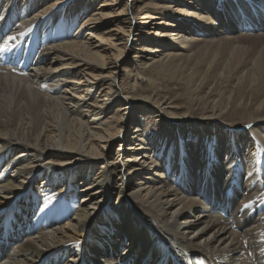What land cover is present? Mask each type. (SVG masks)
<instances>
[{"label":"bare ground","instance_id":"obj_1","mask_svg":"<svg viewBox=\"0 0 264 264\" xmlns=\"http://www.w3.org/2000/svg\"><path fill=\"white\" fill-rule=\"evenodd\" d=\"M71 1L0 0V54L36 58L27 74L0 68V232L29 233L5 264H264V78L226 70L248 52L234 43L264 35L211 36L242 0H220V19L213 0H79L59 15ZM181 64L184 113L122 83Z\"/></svg>","mask_w":264,"mask_h":264},{"label":"rangeland","instance_id":"obj_2","mask_svg":"<svg viewBox=\"0 0 264 264\" xmlns=\"http://www.w3.org/2000/svg\"><path fill=\"white\" fill-rule=\"evenodd\" d=\"M79 2V0H72L68 5H65L62 9H59V15H62L63 13H65L66 8L69 5H77ZM89 2L92 3V5H90V8L92 9L94 4H98V3H102L101 0H89ZM151 2H155V0H151ZM244 2H246V0H242L243 6H237L235 5V12L234 14L236 15V19L240 16L245 15L243 8L245 9L247 5L244 4ZM212 5L214 6V11H215V15L213 16L215 19H220V13L224 10L226 13L229 11V8H231L232 4H228L226 5L224 1H218L216 3V0L212 1ZM226 5V6H225ZM62 6V4H61ZM252 8L249 7V10H246L247 12L251 11ZM216 22V21H214ZM214 24V23H213ZM213 35V34H211ZM214 38L220 39L218 36H212ZM245 40H240L234 44H242L246 45L247 48V53L242 52V53H238L237 55H235L232 60H228L227 64H226V70L227 69H232V72L234 74H236L238 77H240V74H243L242 76V80H244L249 72L247 71V68H245L244 71H242L241 73H238L236 71V67L238 66H243L245 67L246 64L250 63V66H254L258 69L259 74L262 73V76L264 78V51H262V48L264 46V40L262 39H246ZM138 46V45H137ZM223 48V46L221 45L217 51H220ZM206 49L208 50L207 52L203 53L201 50H199L198 54H202L199 65L204 66L205 68H209V67H213L214 65L217 64V57L216 58H211V51L217 49L216 46H211V47H206ZM258 51V53L256 54V52L253 51ZM261 50V51H260ZM253 51V52H251ZM189 53L191 54V50H189ZM182 63V60H181ZM182 64L180 65V67L178 68V70H176L175 72L171 73L170 75H168L167 77H159L154 74L151 73L150 71H138L137 73L134 74L133 80L131 81L129 79V75L126 73L123 75L124 80H122L123 84H131V82H133L134 84L139 85V88L141 89V93L146 94V95H152L156 92V90H160L158 93L160 95L161 98H169L170 100H172L174 102L175 105L181 107L180 109L176 110L178 113H184L187 111V107L190 101H188V90L189 88L186 87L185 84H187L188 81H192L194 83V81L191 79V75L193 72V70L191 69H184L182 70ZM224 84V85H222ZM222 84H218L217 86V94H215V97L221 98L224 93H225V84H227L225 81ZM195 85V84H194ZM217 85V84H216ZM222 85V86H221ZM195 89H197V92L202 93V96H205V92H201V84H196ZM220 86V87H219ZM219 87V88H218ZM196 91V90H195ZM220 91V92H219ZM215 93V92H214ZM204 94V95H203ZM210 94V90H207L206 95ZM217 98V99H218ZM207 99V98H206ZM205 98L203 100H206ZM182 106H185L186 108L184 110H182ZM142 118L144 120L152 121L153 125L155 122V118L153 117V119L151 118H147L146 114L143 111H140L139 113L135 114V119H139ZM155 126V125H154ZM128 129H130V127H128ZM192 131L190 129L187 130L186 134L183 135V139L187 138H191L192 136ZM115 152V149H114Z\"/></svg>","mask_w":264,"mask_h":264}]
</instances>
